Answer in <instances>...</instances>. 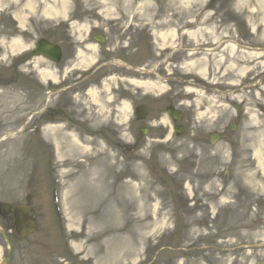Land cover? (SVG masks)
<instances>
[{"label": "rangeland", "instance_id": "obj_1", "mask_svg": "<svg viewBox=\"0 0 264 264\" xmlns=\"http://www.w3.org/2000/svg\"><path fill=\"white\" fill-rule=\"evenodd\" d=\"M55 1H65L69 10L78 0H13V6L11 0H0V7L7 2L22 21V28L27 26L30 9L37 36L40 30L36 27L43 22L46 7ZM83 1L101 2L100 6L109 10L105 16L157 18V27L165 31L161 38L174 44L172 29L180 32L187 19L200 17L201 4L207 0ZM220 16L225 18V27L218 21ZM206 17L207 23L212 22L208 33L202 31L205 39H226V45L214 54H203L199 66L208 65L209 78L226 81L227 88L245 84L242 95L237 96L244 100L245 110L235 145H224L216 158L198 159L197 169L192 168L186 136H171V131L161 142L156 134L148 136L140 150L121 158L116 151L86 150L70 141L61 142L58 153L53 154L51 179L55 187L51 198L40 153L31 158L25 147L30 141L27 66L13 77L4 67L7 71L0 78V200L21 202L29 192L37 221L36 230L18 244L10 264H264V0H217ZM6 27L10 28L8 22ZM251 28L257 34H250ZM23 38L27 43V33ZM229 40L253 51L231 50ZM189 44L185 40L182 47ZM171 50L163 56L169 57ZM2 57L5 66L11 56L4 51ZM188 68L173 70L181 75ZM261 80L259 88L253 87ZM233 99V95L226 99L224 113L228 117ZM163 124L155 133L167 131ZM94 166L107 189L100 193L101 179L87 181L76 195L73 183L82 171ZM66 191H70L67 202H73L68 214L62 207ZM125 196L129 201L123 205L119 200ZM52 203L58 209L57 219ZM107 210L115 219L109 226H89V214L107 219ZM105 226L107 231H103ZM64 240L66 250L61 245ZM0 244L6 251L1 239Z\"/></svg>", "mask_w": 264, "mask_h": 264}, {"label": "flooded vegetation", "instance_id": "obj_2", "mask_svg": "<svg viewBox=\"0 0 264 264\" xmlns=\"http://www.w3.org/2000/svg\"><path fill=\"white\" fill-rule=\"evenodd\" d=\"M130 24L123 18L88 14L47 19L43 82L41 86L30 84V109L42 105L46 126L61 127L65 133L131 138L141 127L160 120L167 106L181 110L177 91L164 98L146 89L148 42L152 43L147 34L152 30ZM51 45L57 47V61L49 56ZM194 100L191 96L186 119L189 142L199 153L210 154L227 137L230 125L224 114L215 112L211 129L205 128L196 114L210 109L204 102L195 107ZM10 218L0 207V220L10 223Z\"/></svg>", "mask_w": 264, "mask_h": 264}, {"label": "bare ground", "instance_id": "obj_3", "mask_svg": "<svg viewBox=\"0 0 264 264\" xmlns=\"http://www.w3.org/2000/svg\"><path fill=\"white\" fill-rule=\"evenodd\" d=\"M63 4H65L64 1L62 2V6L61 7H59L58 4L57 5H55V4L48 5L47 8H46V12L47 13L53 12V11L54 12H58L63 7ZM14 43H15L14 46L16 47L15 49H19V48H21L23 46V44L21 42H19L18 40L14 41ZM231 50H233V48ZM199 73L201 75H204L205 71L201 69V70H199ZM84 151H86V150H84ZM84 151L80 152V155L84 154ZM98 179L102 180V182H103V190H106L107 189V183L106 184L104 183V179L101 177L100 170L98 168L96 169L95 166L94 167H88V168H86L84 171H82L80 173L79 179L78 180L76 179L72 186L74 187V191L77 193L80 190V188L82 187V185H84V183H86L87 181H93V180H98ZM124 187H126V185ZM72 190H73V188H72ZM68 192H70V191H66L63 194V200H62V204H63V207H64V210H65L66 214H68V211H69L71 205L73 204V202H70V204L67 202V199H68V194L67 193ZM137 200H138V198H136V201ZM127 201H129V199H127L126 196L122 197L119 200V202L121 204H123V205L126 204ZM77 203H80V200H78ZM109 206H110V202H108V204H107V209L109 208ZM141 208H142V206H141ZM107 215H108L107 219H102L101 217H98V218L97 217H90L88 219V224H90L89 226H92L93 224H95V225H98V224L99 225L111 224V222L113 220H115L114 216H111L110 210L108 211ZM103 231H107V229L104 228Z\"/></svg>", "mask_w": 264, "mask_h": 264}, {"label": "water", "instance_id": "obj_4", "mask_svg": "<svg viewBox=\"0 0 264 264\" xmlns=\"http://www.w3.org/2000/svg\"><path fill=\"white\" fill-rule=\"evenodd\" d=\"M40 50L42 51L41 47H40Z\"/></svg>", "mask_w": 264, "mask_h": 264}]
</instances>
